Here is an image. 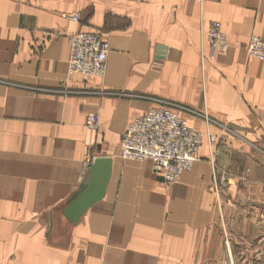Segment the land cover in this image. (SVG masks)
<instances>
[{"label":"crops","instance_id":"crops-1","mask_svg":"<svg viewBox=\"0 0 264 264\" xmlns=\"http://www.w3.org/2000/svg\"><path fill=\"white\" fill-rule=\"evenodd\" d=\"M213 21L224 53L208 43ZM77 31L109 43L105 76H69ZM253 35L264 38V0H0V264H223L224 234L239 257L264 259V62L247 53ZM162 102L219 137L215 163L204 140L174 185L150 160L119 156L125 128ZM92 156L113 159L111 179L74 224L62 210Z\"/></svg>","mask_w":264,"mask_h":264},{"label":"built area","instance_id":"built-area-1","mask_svg":"<svg viewBox=\"0 0 264 264\" xmlns=\"http://www.w3.org/2000/svg\"><path fill=\"white\" fill-rule=\"evenodd\" d=\"M71 18L78 20L80 14H74ZM207 40L213 53L227 51L228 39L221 22L210 23ZM70 45L69 76L80 74L86 81L92 77L105 76L110 46L99 32L77 31L71 34ZM246 50L249 57L264 62L263 37L251 36ZM203 116L207 122L210 121L206 113ZM100 124L98 113L88 114L87 128L97 131ZM204 140L207 141L210 160L214 164L217 136L210 130L203 132L192 128L177 110L162 102L138 116L125 128L121 135L120 156L124 160H150L155 175L167 185H174L200 159ZM95 158L92 156L85 161L84 175Z\"/></svg>","mask_w":264,"mask_h":264},{"label":"water","instance_id":"water-1","mask_svg":"<svg viewBox=\"0 0 264 264\" xmlns=\"http://www.w3.org/2000/svg\"><path fill=\"white\" fill-rule=\"evenodd\" d=\"M163 50V47H159ZM162 54V52H159ZM113 170V159L98 156L85 173V178L78 190L68 200L62 213L70 222L77 224L81 217L106 195Z\"/></svg>","mask_w":264,"mask_h":264},{"label":"rangeland","instance_id":"rangeland-1","mask_svg":"<svg viewBox=\"0 0 264 264\" xmlns=\"http://www.w3.org/2000/svg\"><path fill=\"white\" fill-rule=\"evenodd\" d=\"M216 135V134H215ZM217 136V135H216ZM218 140H219V137L217 136ZM215 151H216V148H215ZM215 155H216V152H215ZM119 156H120V152H119ZM121 158V156H120ZM123 161H140V160H124L123 158H121ZM214 160H215V156H214ZM221 184L223 186H226L227 185V180L225 179H221ZM262 182L261 186L264 190V178H262L260 180ZM264 210V208H263ZM224 238L223 239V243L224 245L226 246V258L223 260V264H264V259H244L242 257H239L236 253H233L234 252V248H233V244L230 242V239L229 237L224 234ZM228 238V240H226ZM228 241V243L226 242ZM231 244H232V248H231Z\"/></svg>","mask_w":264,"mask_h":264}]
</instances>
